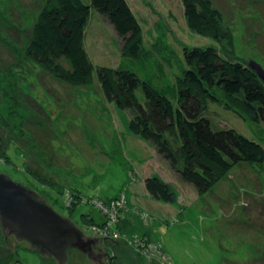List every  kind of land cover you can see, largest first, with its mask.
I'll use <instances>...</instances> for the list:
<instances>
[{
    "label": "rangeland",
    "instance_id": "374dc122",
    "mask_svg": "<svg viewBox=\"0 0 264 264\" xmlns=\"http://www.w3.org/2000/svg\"><path fill=\"white\" fill-rule=\"evenodd\" d=\"M45 1L0 0V172L36 190L87 236H96L110 264H264V167L237 164L211 190L197 193L151 142L129 132L130 116L106 101L95 70L91 81L72 85L25 56ZM211 1L221 12L219 28L232 37V54L228 41L189 29L182 0H128L142 25L144 47L157 60L166 53L172 57L171 79L186 67L185 45H213L232 62L251 68L254 61L264 68V0ZM90 15L85 45L91 61L95 67L116 66L126 51L122 38L97 11ZM214 90L223 102L208 104L213 128L229 125L249 136L252 124L237 99ZM225 100L236 102L244 118ZM149 175L170 183L177 200L149 196L143 185ZM67 192L71 197L64 199ZM75 192L82 201L71 210L67 205L79 197ZM89 219L97 225H87ZM102 223L110 226L108 233ZM15 247L21 264H57L25 240ZM7 255L0 234V264ZM67 257L62 264H87L89 258L77 248H69Z\"/></svg>",
    "mask_w": 264,
    "mask_h": 264
},
{
    "label": "trees",
    "instance_id": "16d2710c",
    "mask_svg": "<svg viewBox=\"0 0 264 264\" xmlns=\"http://www.w3.org/2000/svg\"><path fill=\"white\" fill-rule=\"evenodd\" d=\"M182 4L191 31L201 35L210 31L214 41H228V53H233L232 37L219 28L221 12L211 0H182ZM93 9L122 38L126 51L116 66L95 67L86 49V30ZM37 17L25 56L72 85L91 81L95 70L106 101L130 116L129 132L151 142L161 158L197 193L211 190L237 164L264 167V81L247 64L232 62L213 45H185L182 56L186 67L171 79L172 57L166 53L162 61L157 60L144 47L142 25L128 0H46ZM214 89L224 92L229 100L237 99L252 124L250 137L229 125L214 129L210 124L208 104L220 101ZM225 101L227 108L244 118L235 108L236 102ZM143 185L156 200L170 203L178 198L171 184L158 175L146 176ZM75 194L79 197L74 196V202L67 205L71 210L82 201L80 193ZM119 197L124 204L123 194ZM132 212L136 217L140 209ZM91 223L97 225L92 219L87 225ZM2 226L0 218V234L8 252L2 262L21 264L15 246L25 239L14 233L4 234ZM106 229L109 231L110 226ZM146 238L147 246L153 244L152 252L158 253L159 247Z\"/></svg>",
    "mask_w": 264,
    "mask_h": 264
},
{
    "label": "water",
    "instance_id": "95a60500",
    "mask_svg": "<svg viewBox=\"0 0 264 264\" xmlns=\"http://www.w3.org/2000/svg\"><path fill=\"white\" fill-rule=\"evenodd\" d=\"M249 65L264 81V68L254 61H250ZM37 195L36 190L0 172L2 232L14 233L20 239H25L29 248L36 246L43 258L47 253L56 259L57 264L67 260L69 248H77L86 253L84 247L90 245L88 238L93 235L85 236L86 233L71 217L55 211L50 203ZM93 237L95 241L98 240L96 236ZM95 247L99 246L96 244ZM104 260L105 258L101 259L103 262ZM95 261L89 258L86 260L87 264H96Z\"/></svg>",
    "mask_w": 264,
    "mask_h": 264
},
{
    "label": "flooded vegetation",
    "instance_id": "af4514ba",
    "mask_svg": "<svg viewBox=\"0 0 264 264\" xmlns=\"http://www.w3.org/2000/svg\"><path fill=\"white\" fill-rule=\"evenodd\" d=\"M40 199L43 200V198H41V196L37 195ZM141 212H143L141 210ZM84 232V231H83ZM85 233V232H84ZM85 236H87V233L85 234ZM95 237L91 236L88 238L89 240V244L90 245H87L85 248L86 250V254L87 256L89 257L90 260H96V264H110L111 261H110V258H111V255H109L107 253V251H105L104 249L100 247H95L96 244H95ZM102 251H104V254L102 253ZM85 254V253H84ZM102 258H105V261H101Z\"/></svg>",
    "mask_w": 264,
    "mask_h": 264
},
{
    "label": "built area",
    "instance_id": "2783aa9c",
    "mask_svg": "<svg viewBox=\"0 0 264 264\" xmlns=\"http://www.w3.org/2000/svg\"><path fill=\"white\" fill-rule=\"evenodd\" d=\"M67 197H68V195L66 196V198H67ZM66 198H65V199H66ZM102 232L108 233V230L106 229V227H104V226L102 227ZM116 234H117V233H116ZM144 245H145V244H143V246H144ZM148 246H149V245H148ZM151 248H153V247L150 246V249H151Z\"/></svg>",
    "mask_w": 264,
    "mask_h": 264
}]
</instances>
